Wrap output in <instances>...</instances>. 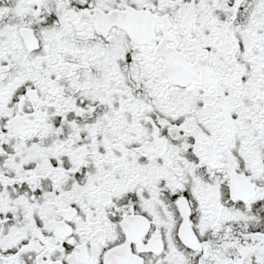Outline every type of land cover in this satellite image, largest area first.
I'll use <instances>...</instances> for the list:
<instances>
[{"label":"snow or ice","instance_id":"snow-or-ice-1","mask_svg":"<svg viewBox=\"0 0 264 264\" xmlns=\"http://www.w3.org/2000/svg\"><path fill=\"white\" fill-rule=\"evenodd\" d=\"M0 264H264V0H0Z\"/></svg>","mask_w":264,"mask_h":264}]
</instances>
